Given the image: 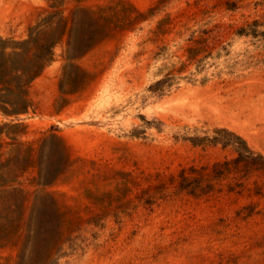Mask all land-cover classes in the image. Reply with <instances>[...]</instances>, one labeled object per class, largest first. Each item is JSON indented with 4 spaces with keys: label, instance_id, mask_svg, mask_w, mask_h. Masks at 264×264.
<instances>
[{
    "label": "rangeland",
    "instance_id": "rangeland-1",
    "mask_svg": "<svg viewBox=\"0 0 264 264\" xmlns=\"http://www.w3.org/2000/svg\"><path fill=\"white\" fill-rule=\"evenodd\" d=\"M50 40L0 109V264H264V173L179 185L216 128L264 156V0H0V73Z\"/></svg>",
    "mask_w": 264,
    "mask_h": 264
},
{
    "label": "trees",
    "instance_id": "trees-1",
    "mask_svg": "<svg viewBox=\"0 0 264 264\" xmlns=\"http://www.w3.org/2000/svg\"><path fill=\"white\" fill-rule=\"evenodd\" d=\"M54 5V4H52ZM86 11H92L89 7H85ZM48 22V19L45 21ZM56 40H50L40 45V51L34 54L31 63H16L13 66L12 72L16 75V80H10L8 77L10 73H0V90L6 91L8 94L19 93L18 99H13L11 96L0 98L3 107L0 106L3 114L12 117L11 121L19 119L20 114H27L31 105V100L27 93V87L29 82L38 76L45 65L52 60L53 45ZM3 132L2 126H0V134ZM214 134L211 137H205L208 139L209 144H220L223 148L231 147L236 155L230 159L214 161L211 168L204 172L206 167L196 168L189 167V174L186 173V169L183 168L180 173V187L186 189L189 193L199 195L211 190V179H222L228 177L230 174H234L237 178H247L252 172L264 173V156L261 153H256L249 147L246 140L234 130L226 127H219L214 130ZM54 138L65 146L62 138L58 135H54ZM45 140V138H43ZM194 144H201L192 140ZM33 141L27 142V148L33 147ZM66 147V146H65ZM27 160H30L29 156H26ZM30 162V161H29ZM31 163H28L23 169H27ZM62 167L55 166V172L53 174L56 178L62 171ZM51 172V170L49 171ZM46 184V182H43ZM236 186H241L242 182H235ZM234 185L229 186V190H236ZM239 192V190H237ZM255 193H261V186L257 185L254 188Z\"/></svg>",
    "mask_w": 264,
    "mask_h": 264
}]
</instances>
